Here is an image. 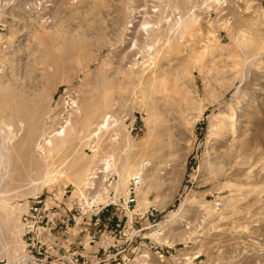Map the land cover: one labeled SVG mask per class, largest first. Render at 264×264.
Listing matches in <instances>:
<instances>
[{
	"label": "rangeland",
	"instance_id": "rangeland-1",
	"mask_svg": "<svg viewBox=\"0 0 264 264\" xmlns=\"http://www.w3.org/2000/svg\"><path fill=\"white\" fill-rule=\"evenodd\" d=\"M0 133V264H264V0H0Z\"/></svg>",
	"mask_w": 264,
	"mask_h": 264
},
{
	"label": "built area",
	"instance_id": "built-area-1",
	"mask_svg": "<svg viewBox=\"0 0 264 264\" xmlns=\"http://www.w3.org/2000/svg\"><path fill=\"white\" fill-rule=\"evenodd\" d=\"M145 164H147V166L149 165L148 162ZM142 183L143 171L142 168H139L134 171L132 177L130 178L127 187L126 197L122 199L125 205V207H122V209H128L131 205L136 203L137 193L140 187L142 186ZM94 191L95 190H93L92 187L85 189L84 193L80 194V196L77 198L76 204V211L79 215V218L85 223L88 222L89 224H92V222L96 218H98L104 211L108 210L111 206H114V203H112L111 201H105L107 197H110L109 192L108 194L106 193L105 196L99 197L96 196ZM119 205L122 206L123 204L119 203ZM41 206L42 200L39 196H37L34 198V201L29 206L27 212H25V214L23 215L22 228L24 229L25 234L32 235L33 232L36 231V228L40 223ZM91 242H93V240H90V242L86 243V245L84 244L82 248H92ZM30 246L33 247L32 243H29V247ZM79 255L80 253H73L72 255L68 256H60L57 259H51L49 264H101L105 261V259H107V257L99 258L95 256L90 258L88 256H82V259L80 260V258L78 257ZM24 257L28 258V260L32 258L31 255L23 256L20 258V264H24L27 261ZM42 260H45V258Z\"/></svg>",
	"mask_w": 264,
	"mask_h": 264
},
{
	"label": "bare ground",
	"instance_id": "bare-ground-1",
	"mask_svg": "<svg viewBox=\"0 0 264 264\" xmlns=\"http://www.w3.org/2000/svg\"><path fill=\"white\" fill-rule=\"evenodd\" d=\"M143 21V20H142ZM141 21V19L139 20V23H140V25H144V24H146L145 22H142ZM136 22H138V21H136ZM138 25V24H137ZM133 28V27H132ZM138 28V27H137ZM136 28V29H137ZM141 27H139V29H140ZM147 28V27H146ZM130 29V28H129ZM138 29V30H139ZM141 29H145V28H141ZM138 30H135L136 31V33L138 34ZM128 31V30H127ZM136 35V34H135ZM254 38V37H253ZM259 40V39H258ZM244 43H245V40H244ZM244 45V44H243ZM248 45V44H247ZM253 50V49H252ZM251 51H248V52H246V54L244 53L241 57H242V65H241V67H239L240 68V72H241V74H240V82L242 83V82H244L245 80H246V78H247V76L249 75V61H250V57L249 56H251V54L250 55H247V53H250ZM254 52H252V54H253ZM253 57H254V55H253ZM256 57V56H255ZM258 61V60H257ZM230 65V64H229ZM240 65V64H239ZM229 70V69H228ZM231 71V70H230ZM236 73V72H235ZM11 113V112H10ZM12 114V113H11ZM107 117V115H104V117L102 118V120H101V122L99 123V125L97 126V127H95L97 130H99V129H101V128H103V127H106L107 126V119L105 120V118ZM67 120V119H66ZM67 122V121H66ZM7 126V128L8 129H10L11 127H10V124L8 125H6ZM64 127V126H63ZM63 131H64V129H61L60 130V132H57V133H55L56 135H62L63 134ZM1 133H3V132H1ZM0 133V140H1V143H2V145H3V134H1ZM95 134V133H94ZM5 138V137H4ZM228 139V138H227ZM41 140H43L41 143H40V141L37 143V144H35L36 146H35V149L37 150V149H39L40 151H42L43 150V146L44 145H49L50 144V136H44ZM7 146V145H6ZM38 151V150H37ZM107 158V157H106ZM104 159L103 161H102V165H101V169H99L98 170V172L99 173H101L102 175H105L106 176V173H108L110 170H109V160L110 159ZM110 158V157H109ZM259 162V161H258ZM44 164V163H43ZM142 164H144V163H142ZM47 166V165H46ZM6 167H7V164H6ZM127 164L126 163H122L121 165H120V167H119V172H117V173H119L120 175H119V178H118V180L116 181V184H117V186L119 185V181L121 180H123L124 178H125V175H126V177L129 175L128 173H127ZM129 169V168H128ZM46 171V170H45ZM244 172V170L242 169V170H240V169H237V170H235L234 171V173H233V175H239L240 173H243ZM244 174V173H243ZM54 176H55V174H54V170L52 169V170H47L43 175H42V178L44 179V181H50V180H53L54 179ZM93 177V178H92ZM96 177V175H90L89 177H88V181H90V179H94ZM149 180H151L152 181V178H150ZM91 182V181H90ZM90 182H87L88 184L86 185V188H90V187H93V184H91ZM114 185H115V183H114ZM113 188H117L116 187V185H115V187L113 186ZM249 191V190H248ZM107 200H110L109 199V197H107ZM107 200H105V201H107ZM143 202H145L144 201V199H143ZM5 246V245H4ZM20 258H18L17 260H13V264H20Z\"/></svg>",
	"mask_w": 264,
	"mask_h": 264
}]
</instances>
